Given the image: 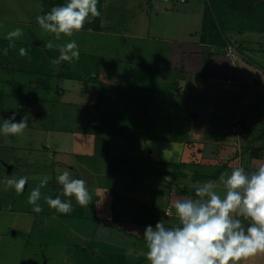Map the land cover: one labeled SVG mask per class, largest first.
<instances>
[{
    "label": "rangeland",
    "instance_id": "obj_1",
    "mask_svg": "<svg viewBox=\"0 0 264 264\" xmlns=\"http://www.w3.org/2000/svg\"><path fill=\"white\" fill-rule=\"evenodd\" d=\"M185 1L187 4L191 3L192 9H188V15H175L167 12L168 10H181L185 4H181L180 0H156V5L153 2H147V0H102L101 27H98L100 30L96 31H108L110 36L111 30L112 32H119L114 30L119 29L118 26L121 24L120 27L129 31L136 30L141 34L146 33L142 35L140 40L132 39L129 43L127 42L124 48L120 44V48L111 50V47L118 46L119 43H114V40L108 39L106 36L98 35L95 38L93 35L92 39L89 40L88 37L81 38L74 35V31L72 36L61 34L60 38L56 39L54 34L42 29L37 24L36 17L43 13V0H0V52L4 50V46L8 47L10 43L9 39L6 38L8 33L16 28L22 30V35L19 38H13L14 46L12 49L16 55V60L11 65L13 67L11 75L15 78L11 79L12 87L10 88H3L0 85V96L1 93L6 92L8 95L16 96L17 100L21 97L20 103L17 105L18 117L16 120L19 121L22 117L27 119V127L23 133L15 136L0 135V175L5 173L7 179L20 176L29 177L25 190L20 194L16 193L14 189L6 188L5 184L0 182V264H108L109 259L111 261H116V259L115 256H110V258L105 256V253H107L105 247L119 248L118 246L124 248L120 252L127 258V264H138V262L149 264L145 257V249L142 250L144 253L139 252V255L134 252L136 251V243L139 245V238L135 234L132 235L133 237L127 235L130 240L128 241L122 239L114 231L108 234V228L107 230L104 229L113 226L108 224L121 225L123 216L130 218L134 216L136 211H124V199L126 201L131 200L132 195L137 198V190H154L157 188L152 184H147V182L145 184L140 182L142 179L151 176L149 173L160 165L153 158L150 159V162L148 161V157L152 155L150 153L151 149L147 145L141 147L142 141H145L148 137L147 130L154 132L158 128V123L155 120L146 124L144 119L147 110L153 112L157 109V104L154 99L149 98L146 89L148 85H152L158 74L148 70L145 73L147 84L142 87H139L132 80H128L127 74L129 72L125 71V74H122L123 72L104 75L99 73V80L92 79L87 75L90 74L88 73L90 68L96 71L95 67L101 64V53L98 52H103L106 49L112 51L108 50L107 53L109 54L119 53L123 55L122 53L128 54L132 49H135L134 45L136 44L138 45L136 53L138 51L148 52L150 48L156 53L169 52L171 48L164 41L163 25L169 22L170 18L176 20L177 18L187 19L193 13L194 16H189V22L192 27L197 28L196 32L201 31L202 17L197 16V14L201 11L204 13L205 0ZM103 11L106 12L109 19L106 17L103 19ZM115 14H117L116 17ZM93 21L99 23L98 20ZM122 22L124 23L122 24ZM89 24L92 27L96 25L94 22H89ZM142 27L145 28V32H142L144 31ZM177 32V35L183 34L182 29ZM239 33L240 30L237 33H226V35L231 36L233 42L238 44L241 43L244 36V33ZM253 36L255 38L259 37L261 43H264V35L253 34ZM71 40L78 41L77 44L79 45V58L77 60L73 59L74 63L72 64L81 72L79 80L72 78L59 80L55 75L43 74L44 71H47V68H44V56L51 64L55 63L60 55L58 46ZM85 40L88 43H85ZM27 42L34 47L32 53H30L33 58L28 54L20 55V48L26 49V52L28 51V47L25 45ZM35 42L40 45L35 44ZM49 42L53 44L52 48L47 47ZM261 47L257 46V48ZM245 51V55L248 54L255 60L259 59L260 63L264 65V50L259 52L246 49ZM150 57L151 55H148L147 59ZM240 58H236V63ZM58 65H61L60 62L54 64L55 70L53 72L56 74L61 70ZM129 67L131 65L126 62L121 66L126 71ZM193 72L196 74L195 71ZM172 75L171 73L167 76L170 81L173 78ZM164 76L166 75L164 74ZM204 77V75L201 76L200 80V83H204L202 90L209 96L214 93L218 95L216 85L205 83L202 79ZM117 78H122V84L117 82ZM25 80L28 81L24 83ZM167 84L162 83L161 87H167ZM174 84L178 86L176 80ZM24 85L25 90H22ZM194 88L191 97H187V99L190 100L189 104L193 105V113H197L196 106L206 105L205 100L208 104L210 102L207 99L204 102L202 101L198 93L200 88L198 84L194 85ZM94 90L97 94L104 95V107L111 108L107 109V112L102 110L101 114L114 119L117 122V128H113L119 131L105 133L103 128L99 130V127L101 128L99 121H96V127L93 125L95 123L92 122V118L96 117L99 120V112L97 110L93 111L92 108L95 99L94 96L92 97V91ZM177 92H179V89ZM25 93L24 97L27 96V98L23 97ZM252 93H255V91L251 90L249 96ZM256 93L254 100L257 109H260L264 106V97H259ZM156 101L159 103L158 99ZM226 104L232 108L231 105ZM224 107L225 110H228L225 103L223 105L217 103L213 105L215 112ZM202 109L204 108L202 107ZM225 110L222 114L218 113V115L208 110V114L202 112V115H207L205 121L219 118L221 124L226 127L230 121V116L224 114ZM136 116L140 121L136 120ZM151 116L148 115V118H151ZM250 122L245 120L243 122L244 126L249 125ZM258 125L259 128L257 129L251 128L255 136L263 134L264 123H258ZM79 126L82 128L78 130ZM241 129V132L246 130ZM190 130L192 132V146L189 148L191 160L195 164H193V169L195 170L183 169L188 177L184 179L183 175L178 181L183 178L182 180H186V182H183L184 185L189 184L193 179L198 181L199 178L203 183L208 180H215L217 192L223 195L224 186L220 177L222 174H230L232 168L237 167L235 160L237 156L234 155L235 151L233 150V137H230L229 132L223 128L221 129L223 133H219L218 137L225 136V134L229 135L230 138L228 136L223 138L229 140L226 141L225 146H219L209 141H206L209 143L205 144L203 143L205 140L200 134L201 129L194 124ZM248 133L245 132L244 134ZM139 138L142 140H139ZM158 143L162 146L160 152L163 157L169 160L168 167L164 170L166 172L176 170L182 172L181 168L175 166V163H180L181 159L177 155L180 152L178 143L173 146L167 144V146H170L171 151L165 148V141H159ZM259 144L260 142L257 145ZM182 146L185 147L184 143H182ZM102 147L110 150V155L120 157H101V153H96V148ZM138 147L142 149V152L138 150ZM201 165H204V167L200 168ZM69 167L73 176L87 181L90 203L94 206V209L84 211L86 218L54 215L52 213L53 208H50L45 202V197L52 196L54 198L56 192L62 191L61 185L55 179L56 170H64ZM125 168L129 170L128 182L123 181L126 174L122 171ZM45 175H50L52 178L46 186L40 188L41 197L37 203L41 206L42 212L35 213L32 210L33 205L28 203L31 191L39 186V180L33 177H43ZM168 175L173 180L176 177L173 176L172 172ZM203 175L208 179L203 180ZM116 177H122V180L117 183L114 189L115 195L119 197L116 200L114 214L103 217L102 213H105V210H102V207L105 199L109 200L111 198L100 196L103 194L101 189H109L108 184ZM128 187H133L131 194H126L123 191V188ZM179 192L190 194L194 190L186 189L183 186ZM167 196L170 198L169 194ZM83 208L87 209V206ZM119 208H121L120 213L123 216L118 213ZM132 208L138 209L136 206H132ZM171 208L166 211V215L172 217L175 213ZM96 210L101 214H96ZM94 214L100 219L99 225L97 224L98 220L93 218ZM113 216L117 217L114 219ZM101 225L103 227L99 228ZM129 229L131 227L126 226L123 230L124 234ZM114 230L118 232V227ZM109 250L115 252L112 249ZM141 258L144 259L142 263ZM240 264H264V253L244 259Z\"/></svg>",
    "mask_w": 264,
    "mask_h": 264
},
{
    "label": "crops",
    "instance_id": "obj_2",
    "mask_svg": "<svg viewBox=\"0 0 264 264\" xmlns=\"http://www.w3.org/2000/svg\"><path fill=\"white\" fill-rule=\"evenodd\" d=\"M151 2L150 0H147V2ZM181 4H185V6L182 7L181 10H173V11H167L168 13L172 14H187L189 10H191V3H186L184 0H180ZM156 5V4H155ZM204 7V5H203ZM189 9V10H188ZM188 15V14H187ZM115 17L117 14L114 15ZM189 16H194L193 13H191ZM189 16L187 19L183 18H170V21L167 23H164V32L165 35L164 41H166L168 44V47H170L169 52L164 53H156L155 51H152V48H150V51L148 52H141L138 51L136 53V50L138 48V45H134L135 49H132L130 53L120 55L119 53H114V55L107 53V51L116 50L121 47L124 48L132 39L140 40L142 38V35L138 33L139 31H129L123 27H120L121 24L118 26L119 29L114 31L119 32H112L109 36L108 31H96L93 29H85L82 28L80 31H75L74 35H77L81 38L92 39L93 35L95 38L98 35L106 36L108 39L114 40L115 42H118V46H113L110 49H106L101 53V64L95 67V70L101 73L102 75L107 73H114V74H120V72H123L122 74H125V72H129L127 74V79L132 80L133 82L137 83L139 87L144 86V83H147V79L145 76V73L148 70H152L153 72H157V76L155 77V81H153L152 85L161 88L162 83H165L168 85L173 81V79L170 81V79L167 78L169 74H173L178 76L177 82L179 87L181 88L180 92L174 95V93L171 91V86L168 87V91L165 93L166 99L168 102L169 107L173 108L176 115H173L169 113H166L167 115H154L158 120V128L154 132H149L147 130V139L145 141L143 140L141 143V147L144 145H147L149 147L151 157H148V161L150 162V159L153 158L155 162L159 166L157 168H154L149 174L148 178L142 179L140 182L141 184H152L156 186L157 188L154 190L151 189H145V190H137L138 193L137 198H135L133 195L131 197V200L126 201L124 199V205L123 209L124 211H136L134 212V216L132 218L128 216H123L122 213H120L121 208L118 209V213L123 216L122 222L118 219L119 222H121V225L117 224H108L113 225L106 227L104 230H107L108 228V234L112 233L113 231L119 236L124 239L128 240V236L133 237L132 235L135 234L139 238V245L136 243V251H134L136 254L139 255L140 253H144L142 250H146L147 252V245L145 243V240L143 238V231L146 225H155V223L158 220H163L166 226H174L178 224V218L176 217V214L174 216H168L166 215V211L170 209L171 203L176 199H181L185 197H194L195 189L203 184V181H197L192 180L189 184H184L183 182H186V180H180V178L183 176L173 175L175 179L169 180L170 175L169 173L173 171H165L164 169L168 167V161L166 160L162 153L160 152V149L162 146L158 143L159 141H165V148L171 151L170 146H173L175 143H178L179 145V151L177 153L178 156H180V163H175L176 168H181L182 172L185 170H195L193 169L194 161L191 160V154H190V146H192V132L191 128L194 126V124L201 129L200 134L202 135V138L205 140L203 143H209L213 142L216 143L219 146H225V143L228 139H223L225 137H233V150L235 151L234 155L237 156L235 159L237 162V166H243L247 171H252L254 168L264 163V155L263 157H253L252 156V148L256 146H261L263 142L264 133L262 135L255 136L254 131L251 128H259L258 123H264V106L260 109H257L256 102L254 100V95H258L259 97H264V65L260 63V60H255L250 55L246 54L247 50H253V51H263L264 50V43H261V39L259 37H254L253 34H259L264 35V33H251V32H245L244 36L242 37L241 43H234L232 40V37L229 36L232 42V47L234 46L238 52L239 56L231 57L228 56L225 53V49L223 48H216L210 45H205L202 43L199 39V32H196L197 28H194L191 26L189 22ZM197 16L203 17V13H198ZM104 17L108 18V15L106 12L103 11V19ZM109 19V18H108ZM118 19V18H117ZM165 22V21H164ZM124 22H122L123 24ZM202 26V25H201ZM145 28L142 27V30ZM179 29L183 30L182 35H177V31ZM201 29V28H200ZM141 30V29H138ZM142 32H145L142 31ZM80 33V34H79ZM186 33V35H185ZM234 33V32H233ZM241 33V32H240ZM239 33V34H240ZM232 34V33H231ZM77 38V37H76ZM78 42V41H76ZM42 43V42H41ZM85 43H88L87 40H85ZM35 44H39L38 42H35ZM28 48L27 54L33 58V56L30 54L32 53L34 47L27 42L25 44ZM40 45V44H39ZM250 45V46H248ZM209 46L212 49L209 51V63L208 65L205 64V57L202 52V47ZM257 46H262L261 48H257ZM4 49H7V54H3V51L0 52V85L3 88H10L12 87L11 83L13 78L15 76L11 75L13 72V67L11 65L16 60V55L10 48V46L5 47ZM121 52V49L119 50ZM220 51H222L220 53ZM112 52V51H111ZM151 55L150 58L147 59V56ZM177 55H180L179 57ZM24 56V55H23ZM22 57V56H20ZM178 57V58H176ZM241 57L239 61L236 63V58ZM106 61H108L106 63ZM126 62L131 65L129 69L126 71L124 68H121L122 64ZM206 65V66H205ZM205 66L204 70L203 67ZM125 71V72H124ZM195 71L196 74L193 72ZM164 74L166 76H164ZM202 74V75H201ZM192 75V76H191ZM205 76L204 81L207 84H212L213 86L216 85L218 95L214 93L213 95L209 96L202 90V85L204 83H200L201 76ZM194 77V79H193ZM199 79V80H198ZM28 80H25L24 83H26ZM117 82L119 84H122V78L118 79ZM151 82V80H150ZM198 84L199 90L198 93L200 95V98L204 102L205 99H207L210 104L205 100V103L207 105L204 108L206 113L208 114V110L211 111V113L218 115V113L222 114L225 110L224 108H221L215 112L213 109V105L215 103L225 105L228 107V110H225L224 114L227 116H230V121L227 123L226 127H224V124H221V121L219 118H215L216 120H219L218 122L216 120H209L205 121L207 115L205 117H201L198 113L195 115L193 114L192 104L190 103V100L187 99V97H191V93L194 91V85ZM187 85V86H186ZM146 86V85H145ZM164 88V87H162ZM192 88V89H191ZM22 90H25V85L23 86ZM251 90H254L255 93H252L251 96H249V93ZM5 91V90H4ZM25 94H23L24 97ZM218 97H217V96ZM253 97V99H252ZM24 98H27L25 96ZM29 98V97H28ZM21 97L17 100L16 96L14 95H8L6 92L4 94L1 93L0 96V123L3 122V118H8L13 112H15L16 118L18 117V106L20 103ZM179 99V100H178ZM186 99V100H184ZM188 101V102H187ZM226 103L232 106L229 107ZM219 106V105H218ZM168 107V110H169ZM26 108V106H24ZM191 114V116L195 118V121L190 117H186L188 113ZM246 121H251L249 125H245L244 123ZM197 121V122H196ZM257 122V123H256ZM229 124V125H228ZM244 126V127H243ZM82 128V127H81ZM226 129L228 134H225V136H219V133H223L221 129ZM246 129L243 132L242 129ZM79 130V127L77 128ZM217 129V130H216ZM177 130V132H176ZM264 132V129L262 130ZM181 132L182 133H189L186 137L184 136V139L181 140ZM245 132H249L248 134H244ZM213 135V136H212ZM212 136V137H211ZM91 137V136H90ZM134 137V136H133ZM133 137H129L131 139H135ZM221 137V138H220ZM229 137V138H230ZM263 139V140H262ZM139 140H142L139 138ZM232 140V139H231ZM121 141V139H120ZM135 141V140H134ZM209 141V142H206ZM229 141V140H228ZM258 142H260L259 145ZM124 144V141L122 142ZM182 143H184L185 147L182 146ZM170 145V146H167ZM138 150L142 152V149L138 147ZM201 150V149H199ZM96 153L100 154L101 157H120V156H114L110 155V150L107 148H96ZM222 155V154H221ZM134 157V156H133ZM98 161V160H94ZM156 164V165H157ZM98 165V164H97ZM195 165V164H194ZM100 167V166H99ZM204 165H201L200 168H203ZM101 168V167H100ZM180 171V170H176ZM126 174V177L123 178L124 182L129 181V170L127 168L123 169V171ZM111 174V172H110ZM187 174L184 175V179L187 178ZM7 175L5 173H2L0 175V182L4 183L6 185L7 181ZM122 180V177H116L113 178L111 183L108 185L110 186L109 189H101L103 194L100 196H108L111 199L107 200L105 199V203L102 207V210H105V213H102L103 217L111 216V214H114V208L116 204L117 197L115 195L114 189L117 186V183ZM138 186V184H136ZM186 189H192L194 192L188 194V193H182L179 192L180 189H182L183 186ZM132 188H123V191L126 192V194L132 193ZM135 189V188H134ZM167 194L170 195V198L167 196ZM93 199V198H92ZM91 200V199H90ZM165 205V206H164ZM169 205V206H168ZM132 206L138 207L137 210L133 209ZM89 209H94L91 203L88 205ZM172 210V208H171ZM173 211L175 213V210L173 208ZM94 213V212H93ZM96 214H101L96 210ZM117 216H113L112 218H116ZM97 220V219H96ZM100 221L97 222L99 225ZM126 226H130L131 229L129 231H126V234H124V229ZM103 226H99V228H102ZM116 227H118V232L114 230ZM128 235V236H127ZM135 240V239H134ZM137 241V240H136ZM119 248H110L105 247L107 249V253H105V256H115L113 262H110V264H127V260H125V256L120 252V250L123 251L122 246H118ZM109 249H112L110 252ZM115 249V250H114ZM145 252V253H146ZM113 253V254H112ZM126 255V254H125ZM128 257V255H126ZM119 257V258H118ZM131 258V257H130ZM144 259L141 258V263ZM138 264H140L138 262Z\"/></svg>",
    "mask_w": 264,
    "mask_h": 264
},
{
    "label": "clouds",
    "instance_id": "obj_3",
    "mask_svg": "<svg viewBox=\"0 0 264 264\" xmlns=\"http://www.w3.org/2000/svg\"><path fill=\"white\" fill-rule=\"evenodd\" d=\"M183 1V0H182ZM99 0H65L61 5L53 6L50 11L36 17L37 24L59 39L61 34L72 36L80 31L85 22L98 17ZM22 30L16 28L7 35L9 46L13 38H19ZM52 48L53 44L48 43ZM60 55L55 61L71 62L78 59L79 45L75 40L58 46ZM20 55H26V49L20 48ZM228 56L238 55L236 48L230 45L225 51ZM7 54V49L3 50ZM13 112L0 123V135L15 136L23 133L27 119L16 120ZM56 182L62 191L53 198L45 197L50 208L61 214L73 210L72 197L82 207L90 204L87 181L72 175L71 168L57 169ZM39 180L28 203L33 205V212H42L37 201L41 197L40 188L48 184L50 175L33 177ZM221 182L224 193L216 190V181H205L195 189L194 197L176 199L171 203L178 224L166 226L163 220L155 225H146L143 238L147 245L146 259L149 264H240L249 257L264 253V163L254 170L247 171L243 166L233 167L230 174H222ZM28 176L10 178L6 188L23 193ZM171 181V177H169ZM66 197L67 199H62Z\"/></svg>",
    "mask_w": 264,
    "mask_h": 264
},
{
    "label": "trees",
    "instance_id": "obj_4",
    "mask_svg": "<svg viewBox=\"0 0 264 264\" xmlns=\"http://www.w3.org/2000/svg\"><path fill=\"white\" fill-rule=\"evenodd\" d=\"M101 2H102V0H99V2L97 4V8L100 11V15L98 17L91 19V22H94L96 24L94 26H96V27H94V26L92 27V25L86 21L83 28L100 30L98 27H101L100 26V24H101L100 18L102 16V8H103V7H101L102 6ZM63 3H65V0H43V13L42 14L50 11V9L53 6L61 5ZM204 5H205V9H204L203 17H202V27H201L199 39L205 45H210V46H213L216 48H223V49H225V51H227L228 47L230 45H233V44L231 42V39L226 35V33H233V32L237 33L238 30H240L241 33H245V32L264 33V0H263V2H259V0H205ZM93 20H98L99 23H97ZM9 44H8V46H9ZM13 46H11L10 48L12 49ZM5 47H7V46H4V48ZM52 50H54V49H52ZM12 51H13V49H12ZM203 55H204V52H203ZM205 60H206L205 64L208 65L209 57L206 58ZM73 63H74V60L71 62L61 61L60 62L61 65H58L59 68H61V70L58 72V74H56L53 72L55 70V66H54L55 63L51 64V62L48 61L46 59V57L44 56V68L46 67L47 71H44L43 74L55 75L59 80H61L62 78H72V79L79 80V78L81 77V72L78 71V68H76L75 66H72ZM38 72H40V71L38 70ZM88 73H90L87 75L88 77H90L92 79L99 80L98 79V76H99L98 71H94V69L90 68ZM92 73L94 75H91ZM39 74H42V73H39ZM177 78H179V77L174 75V77L172 78L173 81L169 85L167 84V87H164V88H162V87L157 88L151 84L147 86L146 90H147L148 96L150 99H154L155 103L157 104V109L153 112H150L147 110L146 118H144L146 124H147V122H152V120H155V122H158V120L155 117H153L154 115H167L166 113L170 114V112H171V114L176 115L175 113H177V112H175L172 107L171 108L169 107L167 99H166L167 95L165 93L168 91L169 86H171V88H172L171 91L174 93V95H176L177 93L180 92L181 88L179 87V85L177 86L174 84V81L175 80L177 81ZM144 84H147V83H144ZM177 84H178V82H177ZM178 89H179V92H177ZM59 91L61 92V89ZM86 91L88 92V90H86ZM60 92H57V93H60ZM93 96L95 98L93 100L94 103H92L93 111L97 110V112H99V120L96 119V117L92 118V122L95 123L93 125L96 127L97 126L96 121H99V124L101 126V128L99 127V130H101L103 128L104 129L103 131L105 133H109V132H112L115 130L117 131L118 129H115V128H117V122L114 119L105 117V116H103V114H101L102 110L107 112V109H111V108H105L104 107V98H105L104 95H101V94L99 95L94 90V91H92V97ZM101 97L103 98L102 100H101ZM156 99L159 100V103L156 101ZM168 107H169V110H168ZM202 107L203 108L206 107V109L208 108L207 105H204ZM202 107L196 106L195 110L197 111V113L198 112L201 113V114H199L201 117H205L202 115V112L206 113V111L204 109H202ZM192 109H193V105H192ZM140 112L142 113V110ZM193 114L195 115L196 113H193ZM148 115L149 116L152 115L151 118H148ZM188 116H190L195 121L194 116L192 117L190 113H188L186 117H188ZM137 119H138V117L136 116V120ZM134 120H135V118L132 120L133 123H134ZM138 120L140 121V119H138ZM109 123H111V124H109ZM88 127H89V125H88ZM88 127H87V129H88ZM113 127H115V128H113ZM96 135H98V134H96ZM185 135H186V137H188L187 135H189V133L188 132L187 133L181 132V140L184 139ZM263 139H264V137H263ZM263 142H264V140H263ZM263 155H264V143L261 146H256V147L252 148V156L253 157L259 158V157H263ZM173 175H178V176L181 175L182 176V175H185V172L174 171ZM202 178H203V180H206L207 177L205 175H203ZM194 180H196V179H194ZM198 181L202 182L201 178H199ZM59 193L60 192H56L54 195V198ZM62 199H67V198L62 197ZM71 199H72V204H73V210H72L70 215L58 213V212H56L55 209H53L52 213L54 215H57L60 217L62 215V216H74L77 218H79V217L86 218L85 217L86 214L84 213V211L86 212V210H88L89 207L87 206V209L83 208L82 206H80L75 201L74 197H72ZM93 218L100 221V219L97 218L95 214H94ZM125 259L127 260L126 257H125ZM110 262H113V261H111L109 259L108 264H110Z\"/></svg>",
    "mask_w": 264,
    "mask_h": 264
},
{
    "label": "water",
    "instance_id": "obj_5",
    "mask_svg": "<svg viewBox=\"0 0 264 264\" xmlns=\"http://www.w3.org/2000/svg\"><path fill=\"white\" fill-rule=\"evenodd\" d=\"M154 4H156V0H151ZM259 2H263V0H259ZM42 42V41H41ZM212 48L209 47V46H204L202 47V52H204V56L205 58H208L209 57V51L211 50ZM81 128V126H79V129Z\"/></svg>",
    "mask_w": 264,
    "mask_h": 264
},
{
    "label": "built area",
    "instance_id": "obj_6",
    "mask_svg": "<svg viewBox=\"0 0 264 264\" xmlns=\"http://www.w3.org/2000/svg\"><path fill=\"white\" fill-rule=\"evenodd\" d=\"M170 1V0H169Z\"/></svg>",
    "mask_w": 264,
    "mask_h": 264
}]
</instances>
